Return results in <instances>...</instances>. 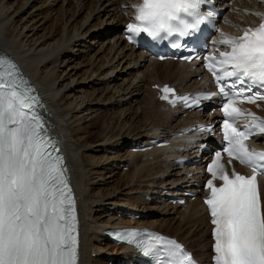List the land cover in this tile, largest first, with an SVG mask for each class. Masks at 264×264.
Returning <instances> with one entry per match:
<instances>
[{"label": "bare ground", "instance_id": "6f19581e", "mask_svg": "<svg viewBox=\"0 0 264 264\" xmlns=\"http://www.w3.org/2000/svg\"><path fill=\"white\" fill-rule=\"evenodd\" d=\"M135 3L0 0V53L13 57L38 88L45 103L49 135L64 153L78 201L79 264H102L104 256L113 253L111 242L101 231L110 224L130 225L132 220L123 216L126 210L140 213L133 223L136 227L168 234L162 227L175 224L176 230L168 235L181 240L202 264H208L212 241L200 199L172 204L168 197H183L185 191L196 190L201 181L204 174L199 166H178L173 157L190 154L188 149L192 148L191 157L195 158L200 143L216 140L195 132L182 134L193 122L211 120L213 115L188 112L182 116L181 109L170 107L160 114L154 107L164 103L158 101L150 85L170 83L178 92L199 91L208 87L209 78L198 64L157 61L125 45L121 32L112 33L130 18ZM217 3L224 9L219 32L229 35L255 26L260 17L251 13L264 12V0ZM56 6L62 23L58 26L51 20L46 28L45 16H39L38 11L44 8L48 16L57 15ZM95 19L97 22L92 23ZM106 19L108 23L103 24ZM219 32L212 38L218 40ZM76 38L80 42L70 45ZM198 75L201 78L196 80ZM249 109L264 116V103ZM153 136L169 144L133 150ZM263 142L264 136H259L256 145ZM195 161L204 165L202 158ZM155 193L163 199H155ZM146 195L155 200L146 201ZM182 229L183 234L190 229L186 238L176 236ZM117 252L114 258H126L131 248L121 246Z\"/></svg>", "mask_w": 264, "mask_h": 264}, {"label": "snow or ice", "instance_id": "6c2138e0", "mask_svg": "<svg viewBox=\"0 0 264 264\" xmlns=\"http://www.w3.org/2000/svg\"><path fill=\"white\" fill-rule=\"evenodd\" d=\"M211 0H141L126 26L130 43L143 33L151 40L183 37L200 24L214 20L216 12H201ZM256 27L239 29V35L219 32L204 68L217 92L195 97L177 96L169 85L160 87V99L198 107L216 95L224 98L221 130L224 145L207 165L210 179L204 199L213 239V264H264V151L250 149L247 141L264 136V119L238 104L264 101V13ZM192 16L194 23L184 17ZM217 31H219L217 29ZM200 59L199 56L185 60ZM163 59V57H161ZM7 56L0 55V264H79L77 204L62 156L37 113L39 98ZM247 123L238 126L236 121ZM200 131H213L200 126ZM228 165L238 161L251 169L244 175ZM219 182V183H217ZM136 246L152 264H197L191 252L176 239L149 230L125 229L114 234Z\"/></svg>", "mask_w": 264, "mask_h": 264}, {"label": "rangeland", "instance_id": "374dc122", "mask_svg": "<svg viewBox=\"0 0 264 264\" xmlns=\"http://www.w3.org/2000/svg\"><path fill=\"white\" fill-rule=\"evenodd\" d=\"M89 2V1H88ZM17 5H18V3H17ZM71 6V5H70ZM70 6H68V7H70ZM71 8V7H70ZM42 10V11H41ZM41 10H39L38 11V13H39V16H45L44 17V20H45V22L43 23V26H45L46 28H49L50 27V25L52 24L51 22L52 21H54V22H56L57 24H58V26L62 23V20H61V18H60V12H58V11H60L59 10V7H57L56 6V11L57 12H55L57 15H55V14H53V15H55L56 16V18H54V16L51 14V16H48V15H50V14H47V13H45V11H44V8L43 9H41ZM44 11V12H43ZM70 11H71V9H70ZM40 13L41 14H43V15H40ZM46 14H47V16H46ZM68 14H69V12H68ZM84 14V12L82 13V15ZM50 17H51V19H50ZM58 17V18H57ZM49 20H48V19ZM54 18V19H53ZM79 18V16L78 17H76V19H78ZM103 18V17H102ZM52 20V21H51ZM57 20V21H56ZM58 20H59V22H58ZM93 21H95V22H93ZM105 21H106V23H108L107 21H109V19H106V20H104V22H103V24H105ZM47 22V23H46ZM97 22V20L95 19V20H92V23H96ZM60 23V24H59ZM105 26H103L102 28H104ZM121 29V28H120ZM120 29H117V31H112V33H116V34H119L120 33ZM80 42V39L79 40H77V38L76 39H74L73 40V42L72 43H70V45H74V44H76L77 42ZM76 46V45H75ZM78 59H82V57H80V58H78ZM108 72H110L111 71V69H108L107 70ZM199 77H197V79H198ZM196 79V80H197ZM168 81H173L172 79L171 80H168ZM150 87H151V85H150ZM151 89H153L152 87H151ZM154 90V89H153ZM155 110H157V111H160L159 113L161 114V112H164V111H166L163 107H160V106H158V105H156L155 107ZM105 112H107V111H105ZM124 169V171L125 170H127V168L126 167H124L123 168ZM122 169V170H123ZM141 201H143V198H142V200ZM176 216V215H175ZM178 217H179V215H178ZM180 218V217H179ZM179 218H174V219H178L177 221H181V219H179ZM163 229H162V231H166L168 234L170 233L171 234V232L173 231V230H176V228H177V226L174 224V225H172V227L171 226H163L162 227ZM99 230V229H98ZM97 230V231H98ZM183 229L181 230V231H179L178 232V234H176V236L177 237H182V238H186V236H188V232H190V229H186V231H187V234L186 233H184L183 234ZM181 232H182V234H181ZM184 236V237H183ZM111 245V249H113V253H111V254H109V256H104L106 259L104 260V262L102 263V264H119V261L117 260V258H114V256H117V255H119V253L117 252V251H120V248H118V247H116V246H114V245H112V244H110ZM95 254V253H94ZM110 257V259H108Z\"/></svg>", "mask_w": 264, "mask_h": 264}, {"label": "clouds", "instance_id": "9594fccd", "mask_svg": "<svg viewBox=\"0 0 264 264\" xmlns=\"http://www.w3.org/2000/svg\"><path fill=\"white\" fill-rule=\"evenodd\" d=\"M140 3H141V0H136V3L133 5L134 7H136V6H139L140 5ZM189 23H194L195 22V20H194V18L192 17V16H185L184 17ZM224 33V32H223ZM226 34V33H225ZM158 42H162V41H158Z\"/></svg>", "mask_w": 264, "mask_h": 264}]
</instances>
